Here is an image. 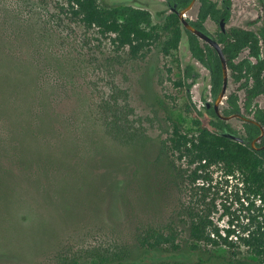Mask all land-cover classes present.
I'll return each instance as SVG.
<instances>
[{
  "label": "rangeland",
  "instance_id": "374dc122",
  "mask_svg": "<svg viewBox=\"0 0 264 264\" xmlns=\"http://www.w3.org/2000/svg\"><path fill=\"white\" fill-rule=\"evenodd\" d=\"M98 3L147 11L159 28L175 22L164 0ZM65 9L66 0H0V264H96L127 252V261H139V230L171 222L185 200L161 155L171 119L189 129L207 125L197 110L204 113L210 101V73L193 59L181 23L176 49L164 52L165 31L135 58L114 35L85 27ZM258 9L257 0L236 2L227 27L257 31L249 23ZM206 27L218 31L211 21ZM187 65L200 74L192 102L178 85ZM237 88L229 72L227 96ZM259 102L264 108V95ZM108 105L123 110L136 141L107 130ZM231 124L239 129L241 121ZM235 184L220 185L215 221L238 236L246 219L233 202ZM180 239L184 264L259 262L236 237V248L200 244L193 251L184 230Z\"/></svg>",
  "mask_w": 264,
  "mask_h": 264
},
{
  "label": "trees",
  "instance_id": "16d2710c",
  "mask_svg": "<svg viewBox=\"0 0 264 264\" xmlns=\"http://www.w3.org/2000/svg\"><path fill=\"white\" fill-rule=\"evenodd\" d=\"M169 1L171 4L177 2L184 8L192 0ZM200 3L198 20L191 22L204 32H208L205 26L208 19L218 22L220 18L226 17L228 20L230 17L225 5L220 8L218 3L212 0H200ZM231 4L232 0L226 1L227 6ZM65 10L85 27L97 28L103 35H114L113 43L119 49L128 48L135 58L159 39L161 32L170 34L163 42V50L167 54L171 49L178 47L182 37L180 21L175 14L170 16L175 21L173 24L159 28L151 25V14L147 11L128 6L102 8L98 0H66ZM256 23L251 22V25ZM185 33L193 58L210 72L212 93L216 95L223 81L219 56L197 36L186 30ZM216 38L223 47L231 77L239 84L238 89L245 92L246 111L264 128V111L256 102L257 97L264 94V22L258 32L231 27L225 32L219 30ZM245 51H248L249 58L239 60ZM251 58L255 59V62ZM198 77L194 66L188 65L184 69L183 82L178 83L186 88L191 102L193 97L190 90ZM1 103L0 101V121L3 120ZM109 106H104L106 114L109 110L113 112V115L110 114L104 121L107 130L119 139L136 141L134 133L129 132L126 127L128 119L123 110L112 107L107 110ZM241 110L239 94L231 93L224 114H237L241 113ZM209 113L213 117L211 128L197 124L198 128L189 129L171 119V132L162 144L161 155L185 196L175 214L176 217L167 224L150 225L139 230L137 243L144 254L143 259L130 263L127 260L131 258V253L127 252L124 256L100 257L99 263L96 264H184L177 261V255L184 250L183 241L180 239L182 230L187 233L192 251L200 244L236 248L233 243V238L236 237L239 245L259 258L257 264H264V149L256 150L250 143L240 144L224 137L220 131L213 129L222 130L223 121L213 111ZM2 127L1 125L0 133ZM225 127L230 129L229 125ZM246 130L249 140L261 134L260 128L254 124H246ZM0 148L2 149V145ZM231 181H236V190L231 191L233 202L241 206L246 219L238 236H235L236 232L230 228L221 230L215 221L220 205L217 196L222 191L220 185L228 186ZM228 214L227 209L225 215L229 216ZM63 258L64 256L61 261ZM95 258L99 259L94 255L93 259ZM60 264L78 263L63 261Z\"/></svg>",
  "mask_w": 264,
  "mask_h": 264
},
{
  "label": "flooded vegetation",
  "instance_id": "af4514ba",
  "mask_svg": "<svg viewBox=\"0 0 264 264\" xmlns=\"http://www.w3.org/2000/svg\"><path fill=\"white\" fill-rule=\"evenodd\" d=\"M165 1V3H166V5L169 7V9L172 11V7L175 5V4H177V7H178V9H182L179 5H178V3L177 2H175L174 4H171L170 3V1L169 0H164ZM193 1V0H192ZM191 1V2H192ZM212 1H214V2H216V3H218V7H220V8H222L224 5L226 6V10H228L229 12H230V17L228 18V20H226V17L225 18H220L219 20H218V22H214V21H212L211 19H208L206 22H205V26H206V24L209 22V21H211V22H213V23H215L216 25H218V31L219 30H221V31H223V32H225L227 29H229V28H231V27H239V28H244V29H248V30H251V31H254V32H258L259 31V29L263 26V22H264V0H257V4H258V6H259V9H258V11H257V19L256 20H253V21H251V22H254V21H256L257 23L256 24H254V25H257V24H259V28H258V30L256 31V30H252V29H250V28H246V27H240V26H231V27H227V25L229 24V22L231 21V19H232V16H233V8H234V5H235V3L237 2V3H240V4H245V2H247L248 0H232V4H231V6H227L226 5V1L227 0H221V1H218V0H212ZM196 4H198V6H197V10H196V17L194 18V19H191V18H188L187 17V13L189 12V11H191V10H193V8L195 7V5ZM200 0H195V4H194V6L192 7V9L191 10H189L186 14H185V18L186 19H188L189 20V22L192 24V22L191 21H197L198 20V12H199V7H200ZM173 14H175L174 12H172ZM176 15V14H175ZM177 16V15H176ZM179 19V18H178ZM221 20H224L225 21V27H224V29L225 30H223L222 29V27H221V24H220V22H221ZM180 21V20H179ZM251 22L249 23V25H251ZM181 23V22H180ZM182 25V24H181ZM193 25V24H192ZM194 26V25H193ZM251 26H253V24L251 25ZM197 28V27H196ZM182 29H183V31H184V33H185V30L186 31H188L187 29H185L184 28V26L182 25ZM199 29V28H198ZM206 29H207V27H206ZM200 30V29H199ZM202 31V30H201ZM207 31L208 32H205L206 34H208V35H210V36H213L216 40H217V38H216V35H217V33H218V31L215 33V34H212L208 29H207ZM190 32V31H189ZM204 32V31H203ZM193 34V33H192ZM185 35H186V33H185ZM187 36V35H186ZM196 36V35H195ZM199 39V38H198ZM187 40H188V38H187ZM200 40V39H199ZM201 42H204V43H206L205 41H202V40H200ZM218 41V40H217ZM219 42V41H218ZM207 44V43H206ZM220 44V43H219ZM221 45V44H220ZM222 46V45H221ZM189 48V47H188ZM212 48V47H211ZM223 48V47H222ZM190 51V50H189ZM191 53V52H190ZM243 53H247V57H245V58H249V54H248V51H245V52H243ZM242 53V54H243ZM242 54H241V56H242ZM192 55V54H191ZM241 56H240V58H239V60H241V59H244V58H241ZM193 57V56H192ZM194 59V58H193ZM220 59V58H219ZM195 60V59H194ZM227 60V59H226ZM251 60L253 61V62H255V59H253V58H251ZM197 61V60H196ZM198 62V61H197ZM221 62V61H220ZM199 63V62H198ZM200 64V63H199ZM201 65V64H200ZM188 66V65H187ZM202 66V65H201ZM202 67H204V66H202ZM222 67V66H221ZM195 68V67H194ZM205 68V67H204ZM206 69V68H205ZM207 70V69H206ZM229 70V69H228ZM208 71V70H207ZM195 72H197L196 70H195ZM209 72V71H208ZM229 72H230V70H229ZM198 73V72H197ZM210 73V72H209ZM199 74V73H198ZM230 74H231V72H230ZM199 76H200V74H199ZM222 76H223V74H222ZM199 78V77H198ZM232 78V77H231ZM233 79V78H232ZM263 79H264V76H263V78H262V84H263ZM234 81V80H233ZM195 82V81H194ZM235 83V82H234ZM194 84V83H193ZM228 84H229V76H228ZM237 84V83H236ZM222 85H223V81H222ZM193 86V85H192ZM209 86H210V101H205V104H204V113H202V112H200L199 110H197V112H199V114L200 115H202V116H204V118L207 120V125L206 126H208V127H210V122H211V120H213V117L211 116V114L209 113V111H213L214 113H215V115L219 118V119H221L222 121H223V125H224V127H223V129L222 130H219V129H216V128H213V129H215V130H217V131H220V133L222 134L223 132H225V131H229V132H231V133H233V134H236V135H239L240 137H242L243 139H245L246 140V143L245 144H248V143H250L251 144V146H252V142L254 141V140H256V143H255V146H256V148H254L253 146V148L254 149H256V150H261V149H264V144H263V138H264V128H263V126L260 124V123H258L255 119H254V117H253V115H251V114H249L247 111H246V109H245V107H244V101H245V92L243 91V90H239L238 88H239V84H238V88H237V90L235 91V92H237L238 94H239V96H240V105H241V108H242V110H241V113H237V114H232V115H225L224 114V111H225V108L227 107V99H228V96L231 94H229L228 96H227V93H226V97H225V99L223 100V102L221 103V105H220V112H221V114L223 115V116H233V115H240V117H234V118H232V119H230V120H223L222 118H220L217 114H216V112H215V110H214V102H215V98L217 97V95H218V93L220 92H218L216 95H213V93H212V88H211V85H210V81H209ZM264 86V85H263ZM221 88H222V86H221ZM221 90V89H220ZM228 91V90H227ZM243 92L244 93V98L242 99L241 98V95H240V92ZM190 92H191V90H190ZM232 93H234V92H232ZM264 94H262V95H260V96H258L257 97V99H256V102H257V104L259 105V108L260 109H262L263 111H264V108L261 106V104H260V102H259V99H260V97H262ZM224 104V108H221V106ZM233 119H237V120H240L241 121V126H240V128L239 129H237V128H235L232 124H231V121L233 120ZM246 124H254V125H256V126H258L259 128H260V130H261V134L259 135V136H257V137H255V138H253L252 140H249L248 139V134H247V130H246ZM225 125H229L230 126V129H228V128H226L225 127ZM211 128V127H210Z\"/></svg>",
  "mask_w": 264,
  "mask_h": 264
},
{
  "label": "water",
  "instance_id": "95a60500",
  "mask_svg": "<svg viewBox=\"0 0 264 264\" xmlns=\"http://www.w3.org/2000/svg\"><path fill=\"white\" fill-rule=\"evenodd\" d=\"M195 4V0H193L188 6L182 8V9H178L177 4H175L172 7V12H174L177 17L179 18L181 24L184 26L185 29H187L188 31H190L191 33H193L194 35H196L200 40L205 41L210 47H212L218 54L220 61H221V66H222V74H223V85L222 88L220 90V92L218 93L217 97L215 98V102H214V110L216 112V114L222 118L223 120H230L234 117H240V115H233V116H223L220 112V105L223 102V100L226 97V93L228 90V76H229V70H228V65H227V60H226V55L223 51L222 46L219 44V42L213 37L210 36L208 34H206L205 32L199 30L198 28H196L195 26H193L188 19L185 18V14L192 9V7ZM221 27L223 30L225 27V21L221 20L220 22ZM263 85H264V79H263ZM222 135L226 138H229L235 142H238L240 144H245L246 140L243 139L242 137H240L239 135L233 134L229 131H225L222 133ZM256 140H254L252 142V146L254 148H256L255 146Z\"/></svg>",
  "mask_w": 264,
  "mask_h": 264
}]
</instances>
